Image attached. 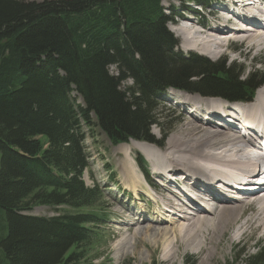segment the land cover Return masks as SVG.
I'll return each mask as SVG.
<instances>
[{
	"label": "trees",
	"instance_id": "16d2710c",
	"mask_svg": "<svg viewBox=\"0 0 264 264\" xmlns=\"http://www.w3.org/2000/svg\"><path fill=\"white\" fill-rule=\"evenodd\" d=\"M168 19L163 0H0L3 264H109L111 218L104 208L86 210L91 191L82 178L89 169L83 126L93 115L114 143H154L153 125L168 123L155 100L168 90L254 95V75L241 80L225 61L175 51ZM128 79L133 86L122 89ZM33 204L66 209L22 214ZM248 264H264V245Z\"/></svg>",
	"mask_w": 264,
	"mask_h": 264
},
{
	"label": "bare ground",
	"instance_id": "6f19581e",
	"mask_svg": "<svg viewBox=\"0 0 264 264\" xmlns=\"http://www.w3.org/2000/svg\"><path fill=\"white\" fill-rule=\"evenodd\" d=\"M215 1L211 2L215 8L210 21L197 22L179 12L180 25L172 29L183 38L185 50H195L212 59L242 58V71L252 70L254 60L264 51V25L253 18L261 0L232 1L237 13L229 8L227 1ZM238 9L247 12L242 14ZM170 17L173 19V15ZM211 21L217 24L212 25ZM251 56L253 59L249 61ZM259 83L256 96L239 107L253 122L264 126V78ZM174 92L177 95L171 93L169 98L177 96V104L187 107L191 117H186L166 143L163 139L156 140L160 148H154L133 140L117 148L123 153L118 159L122 184L133 191L136 199L148 204V209L141 210L144 217H135V207L129 205H124L117 215L131 213L126 228L132 232L134 242L126 241V252L127 247L137 248L141 235H148L154 237L152 245L162 249L167 260H172L176 253L193 249L201 264L215 258L225 238L231 243L240 242L250 232L264 237V191L246 193L243 198L233 194L235 189L228 183L230 179L252 177L259 180L255 186L264 190L260 181L264 178V157H253L246 150L253 141L238 134L237 126L230 125L228 117L222 115L223 109L232 107L229 100L210 98L215 96H196L190 100L182 96L184 93ZM134 148L146 155L154 178H159L164 189L153 182L147 169H144L146 180L142 177L143 169L137 168L128 154ZM187 182H193V188L204 191L212 202L192 201L191 196L187 197ZM141 192L146 195L144 198ZM132 219L137 221L131 223Z\"/></svg>",
	"mask_w": 264,
	"mask_h": 264
},
{
	"label": "rangeland",
	"instance_id": "374dc122",
	"mask_svg": "<svg viewBox=\"0 0 264 264\" xmlns=\"http://www.w3.org/2000/svg\"><path fill=\"white\" fill-rule=\"evenodd\" d=\"M28 1L42 3L46 0H28ZM213 1L212 0L210 1L209 6L207 8L198 7L199 8L198 10L195 4H191V5H195L194 8L193 6H189V5L187 6L186 4L181 3L178 0H163V6L165 7L166 13L169 16V18L171 19L170 16L173 15V19H171L172 23L171 21H168L167 28L170 30V32L175 36L177 40L175 51L181 52L185 55H189L191 53H194L195 55H201L207 58L208 60H210L211 62L225 61L227 63V66L234 65V68H237V73L242 72L241 80H245L248 77H251L252 75H254L255 78H258L257 86L259 85L258 86L259 88L261 86L259 80L264 78V51L261 52L258 55V57L254 60L253 62L254 67L252 70L246 68L244 69V71H242L243 69L242 60H241L242 58L235 61L231 59V56L212 59L209 56L200 54L195 50H191V51L185 50V48L182 46L183 38L178 36L176 32L172 29L174 25L176 26L180 25L181 17L179 16V12L185 15H189V17L191 18L193 17L194 20H196L197 22L200 21L201 23H204L206 22V20L210 21V18L212 17L211 11L215 8L214 7L215 5L212 7L211 4V2ZM215 2L217 3V1ZM224 2H226V0H224ZM192 10H197L198 14L196 15L193 14L191 12ZM238 11L242 14L247 12L239 9ZM239 17L241 18V16ZM230 23H233V21L231 20ZM250 59H253V57L252 56L251 58L249 57V61ZM110 72L113 74H118V68L116 66H112L110 68ZM193 80L195 81L198 79H193ZM132 86H133L132 81L128 79L126 82H124V86L122 87V89L129 88ZM257 90H255V93L252 96V98L249 97L251 100L256 96ZM172 91L173 90H169L168 93L169 94L173 93L177 95L176 92H172ZM74 94L75 95L73 96L78 95L77 93ZM169 94L168 96L165 97L160 96L158 97V99L155 100L156 104L158 105L156 107V111H157L156 113L168 117L167 119H165V121H167L168 123L166 125H163V123H161L160 121L159 123H155L151 128V132H152L151 134L155 135L157 140L163 139L165 143L167 142L171 134L176 130H178L181 124L185 121L186 117L188 118L191 117V115L187 111V107H185L182 104L181 105L179 104L181 107H184L183 109L181 107H178L176 105L177 103L174 102L173 100L171 102L169 101V99H171L169 98ZM185 95L186 94L182 96L184 98H189V96H185ZM197 96H199L200 98L205 97V96H201L200 94H197ZM210 98H217V97H210ZM78 100L82 104L80 97L78 98ZM83 129L85 132L83 138V148H84L83 151L85 155L88 157L90 168H89V172H87L82 178L85 183V186L89 189V191H91V196L88 197L89 198L88 201H90L92 206V207L89 206L86 210L89 212L93 210L95 214H99L101 210L104 208L108 211V215H111L112 219L109 224V227L111 229L110 233L111 234L115 233L116 235V238L112 242L110 247V258L112 256L114 263L115 264H199L200 256L196 254V252H194L193 249L188 251H183L181 253H176L172 260H167L164 255V252L161 251L162 249L156 248L155 245L154 246L152 245L151 242L154 240V237H149L148 235H144V236L141 235L138 239L139 242L137 241L138 243L137 248L132 249L130 247H127V249L129 248V250L126 252L125 249L126 241L129 242V244L134 242V239L132 238L133 235L132 232L127 231L126 228L127 218L131 216V213L126 212L125 214L127 215L125 216H120V215L118 216L117 214L119 213V210L124 209V205L127 206L135 205L134 206L136 207L134 211L135 217L141 218L144 215L141 212L142 208H147L148 206L146 201H142L139 198H138L139 200L136 199V196L133 195L134 194L133 191L128 189L121 182L122 181L121 172L118 166V159L122 156L123 153L121 151H118L117 148L121 145H129V143H131L134 139H130L127 142L120 141L118 143L116 142L114 143L113 140H111V138L109 137L108 131L102 129L98 125V120L95 115H93L92 117V124L89 125L88 127L83 126ZM134 141H140L151 147L160 148L159 145L156 144L157 141L154 143L144 140H134ZM128 152H129L128 153L129 157L133 159V162H135L136 167L137 168L140 167V169H143V171L141 170L142 177L145 176L144 169H147V171H149V174L152 173L151 164L148 161L146 155L141 153L136 148H134V151L128 150ZM141 159H143V161L147 163L148 165L147 168L141 165ZM151 175H152L151 179L153 180V182L159 184L161 190L164 189L163 186H160L161 182L158 181L159 178L157 176H155L157 179L154 178L153 173ZM171 179H173V177H171ZM180 188L182 189V187ZM140 195L143 198L144 196H146L142 192L140 193ZM65 209L66 207L64 206L52 207L48 205L33 204L29 210L25 211L22 214L35 215L41 217H54L64 213ZM134 221L136 222L137 219H132L131 223H133ZM257 243L259 244L264 243V237L259 236L255 232H250L245 234V236L240 242L231 243L228 241V239L225 238L220 243L215 258L211 259L209 262H205L201 264H208V263L209 264H248L252 256L256 254L260 249V246L257 247ZM116 244L117 245L119 244V246H117ZM232 247H234L233 251H232ZM161 248H164V245ZM174 248L176 249V246ZM0 264H3V258L1 256V252H0ZM94 264H100V260L96 258L94 260Z\"/></svg>",
	"mask_w": 264,
	"mask_h": 264
},
{
	"label": "water",
	"instance_id": "95a60500",
	"mask_svg": "<svg viewBox=\"0 0 264 264\" xmlns=\"http://www.w3.org/2000/svg\"><path fill=\"white\" fill-rule=\"evenodd\" d=\"M229 100H231V101H237L236 99H231V98H229Z\"/></svg>",
	"mask_w": 264,
	"mask_h": 264
}]
</instances>
